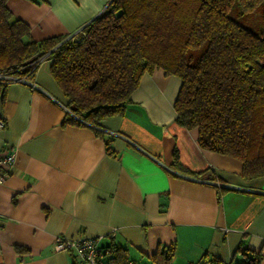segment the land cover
Instances as JSON below:
<instances>
[{
  "label": "crops",
  "instance_id": "0c3cea01",
  "mask_svg": "<svg viewBox=\"0 0 264 264\" xmlns=\"http://www.w3.org/2000/svg\"><path fill=\"white\" fill-rule=\"evenodd\" d=\"M106 1L6 4L40 40L75 34ZM50 61L8 83L0 107V154L15 151L0 168V264H72L71 252L53 247L58 235L113 240L136 264L163 245L173 248L170 264L241 261L251 251L264 264V176L242 177L238 159L201 148L197 130L176 123L177 76L144 73L122 114L77 125L64 122ZM174 150L193 173L174 168Z\"/></svg>",
  "mask_w": 264,
  "mask_h": 264
},
{
  "label": "trees",
  "instance_id": "16d2710c",
  "mask_svg": "<svg viewBox=\"0 0 264 264\" xmlns=\"http://www.w3.org/2000/svg\"><path fill=\"white\" fill-rule=\"evenodd\" d=\"M6 2L0 0V107L8 83L29 79L48 58L67 99L64 122L98 127L124 112L142 74L161 68L180 79L176 123L196 129L201 148L238 159L242 177L264 176V31L230 15L232 5L249 12L264 0H107L75 34L40 40ZM172 164L193 173L176 150ZM106 247L109 262L128 264L123 246L110 240ZM172 252L163 245L144 264H170ZM244 254L236 264H258L262 256Z\"/></svg>",
  "mask_w": 264,
  "mask_h": 264
},
{
  "label": "built area",
  "instance_id": "2783aa9c",
  "mask_svg": "<svg viewBox=\"0 0 264 264\" xmlns=\"http://www.w3.org/2000/svg\"><path fill=\"white\" fill-rule=\"evenodd\" d=\"M15 81L26 82L25 78H16ZM4 120L0 117V128L4 127ZM15 159V151L11 150L0 154V168L9 166ZM7 172L0 171V183L5 178ZM53 247L55 250L71 252L77 264H112L105 257L109 251L106 246L100 245L99 237H65L58 235L55 237ZM128 264H136L129 260ZM197 264H236L233 260L212 262L210 260H200Z\"/></svg>",
  "mask_w": 264,
  "mask_h": 264
},
{
  "label": "rangeland",
  "instance_id": "374dc122",
  "mask_svg": "<svg viewBox=\"0 0 264 264\" xmlns=\"http://www.w3.org/2000/svg\"><path fill=\"white\" fill-rule=\"evenodd\" d=\"M230 15L253 32L264 31V3L249 12H241L236 5H232Z\"/></svg>",
  "mask_w": 264,
  "mask_h": 264
}]
</instances>
